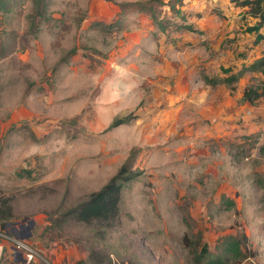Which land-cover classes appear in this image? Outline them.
<instances>
[{
  "label": "rangeland",
  "instance_id": "1",
  "mask_svg": "<svg viewBox=\"0 0 264 264\" xmlns=\"http://www.w3.org/2000/svg\"><path fill=\"white\" fill-rule=\"evenodd\" d=\"M135 1L0 7V227L34 220L30 264H264V92L243 98L264 80V0H162L164 30ZM124 162L139 174L111 226L63 213Z\"/></svg>",
  "mask_w": 264,
  "mask_h": 264
},
{
  "label": "trees",
  "instance_id": "2",
  "mask_svg": "<svg viewBox=\"0 0 264 264\" xmlns=\"http://www.w3.org/2000/svg\"><path fill=\"white\" fill-rule=\"evenodd\" d=\"M238 2L242 5H246L250 2V0H239ZM4 3H6V0H0V7H3ZM134 3L139 7L140 10L149 12V16L152 18V20L157 22L161 30H164L167 27V24L163 23L157 12V6L162 4V0H137ZM168 3L172 12H181L180 7L183 3V0H168ZM256 3L260 4L261 0H257ZM260 18L261 22L264 24V11L260 14ZM255 29H257V26L248 27L249 31H254ZM263 37L264 33H258L255 42L259 41V39ZM262 67H264V56L254 61L251 65H249L248 68L260 69ZM241 73L242 69L238 70L237 72L229 73L222 79H219L217 77L205 76L204 80L213 84L219 81L226 82L227 84H233L237 81ZM263 92L264 80L257 87H254L252 85L246 86L243 90V98L250 102H253L260 95H262ZM128 119V116L113 119L108 127H113L121 122H127ZM137 174L139 173L133 171L131 163L129 164L128 162H124L117 170V172L114 173L101 188L91 192L86 200L78 203L76 206L67 208L63 213L68 214L69 217L75 218L76 220L85 222L87 224L94 223L97 226L101 227V230H105V228L111 226L114 220L118 217L122 186L127 180L136 177ZM226 200L227 206L234 204V201L231 198H228ZM11 216L12 212L10 207H8V209H5L4 211H2V208L0 207V220L5 222L7 219L11 218ZM241 244L242 241L240 238L233 235H228L224 238L223 241V251L228 256H230L232 260H239L244 256V251ZM207 254L208 252H206L205 249L196 253L193 257V263L200 264L205 259V255ZM223 262L224 259L221 258L220 255H214L207 260V264H221ZM72 264H85V260L83 258H80L75 260Z\"/></svg>",
  "mask_w": 264,
  "mask_h": 264
},
{
  "label": "built area",
  "instance_id": "3",
  "mask_svg": "<svg viewBox=\"0 0 264 264\" xmlns=\"http://www.w3.org/2000/svg\"><path fill=\"white\" fill-rule=\"evenodd\" d=\"M35 254L37 251L27 238L16 236L9 227H0V264H30ZM18 256L21 257L19 260L16 259Z\"/></svg>",
  "mask_w": 264,
  "mask_h": 264
},
{
  "label": "water",
  "instance_id": "4",
  "mask_svg": "<svg viewBox=\"0 0 264 264\" xmlns=\"http://www.w3.org/2000/svg\"><path fill=\"white\" fill-rule=\"evenodd\" d=\"M33 225H34L33 219H29L27 221V224L20 221H9L5 223V226L9 227L16 236L25 239L32 235ZM17 226L22 227V229H18ZM20 258L21 257L18 256L16 259L19 260Z\"/></svg>",
  "mask_w": 264,
  "mask_h": 264
}]
</instances>
